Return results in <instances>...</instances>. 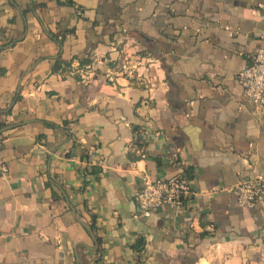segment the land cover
<instances>
[{"label":"crops","instance_id":"crops-1","mask_svg":"<svg viewBox=\"0 0 264 264\" xmlns=\"http://www.w3.org/2000/svg\"><path fill=\"white\" fill-rule=\"evenodd\" d=\"M258 48L264 0H0V264H264V201L232 192L264 177ZM144 171L186 176L180 212L137 215Z\"/></svg>","mask_w":264,"mask_h":264},{"label":"built area","instance_id":"built-area-1","mask_svg":"<svg viewBox=\"0 0 264 264\" xmlns=\"http://www.w3.org/2000/svg\"><path fill=\"white\" fill-rule=\"evenodd\" d=\"M238 72V80L243 95L256 106H264V48H258L249 62ZM123 73L129 80L138 78L136 66L124 64ZM80 80L87 84L97 75V67L92 63L84 65L79 70ZM108 79L113 80V74L107 73ZM138 152L145 156L144 149ZM9 173L6 160L0 155V174ZM239 206L243 208H257L264 201V177L257 175L252 179L240 181L234 188ZM191 193L189 180L183 174L169 177H153L144 171L137 190V215L150 217L163 207H169L174 212H180L184 206V199Z\"/></svg>","mask_w":264,"mask_h":264},{"label":"trees","instance_id":"trees-1","mask_svg":"<svg viewBox=\"0 0 264 264\" xmlns=\"http://www.w3.org/2000/svg\"><path fill=\"white\" fill-rule=\"evenodd\" d=\"M65 34H63L64 36ZM61 41V40H60ZM91 60H84L83 61V64H86V63H89ZM69 63H66L64 62L61 58H58L53 66V71L54 72H58V71H63L66 69L67 65ZM139 142V141H138ZM96 226H97V216L96 214H92L91 215V220H90V223L88 225V228L91 232L94 233L95 229H96ZM95 243L97 244V251L99 253H102L103 251V241L100 237L98 236H95ZM145 244H146V240L143 236H139L137 238V240L135 241L134 244L131 245V247L142 253L144 250H145Z\"/></svg>","mask_w":264,"mask_h":264}]
</instances>
